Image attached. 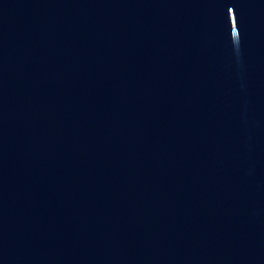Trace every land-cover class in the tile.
Masks as SVG:
<instances>
[{"label": "water", "instance_id": "water-1", "mask_svg": "<svg viewBox=\"0 0 264 264\" xmlns=\"http://www.w3.org/2000/svg\"><path fill=\"white\" fill-rule=\"evenodd\" d=\"M0 264H264V0H0Z\"/></svg>", "mask_w": 264, "mask_h": 264}]
</instances>
